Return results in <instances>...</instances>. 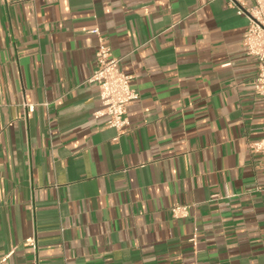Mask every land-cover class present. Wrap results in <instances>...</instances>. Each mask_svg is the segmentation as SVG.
I'll list each match as a JSON object with an SVG mask.
<instances>
[{"label":"crops","instance_id":"obj_1","mask_svg":"<svg viewBox=\"0 0 264 264\" xmlns=\"http://www.w3.org/2000/svg\"><path fill=\"white\" fill-rule=\"evenodd\" d=\"M249 23L229 0H0L1 264H264ZM100 43L139 92L123 132L94 114Z\"/></svg>","mask_w":264,"mask_h":264},{"label":"built area","instance_id":"obj_2","mask_svg":"<svg viewBox=\"0 0 264 264\" xmlns=\"http://www.w3.org/2000/svg\"><path fill=\"white\" fill-rule=\"evenodd\" d=\"M237 8L239 14H246L250 20L244 34V44L249 54L259 57V71L256 76V91L264 96V0H252L247 5L244 0H229ZM95 31H99L96 29ZM97 64L86 82L95 83L99 88L102 108L95 111L96 116L106 115L107 125L115 127L120 132L129 125L128 106L139 97L137 89L132 87V75L119 67L120 58L112 54L111 47L100 43L96 51ZM33 109L34 105H28ZM252 152L260 153L264 162V136L250 142ZM190 204L176 203L171 210L176 217L189 214ZM9 254L1 258L0 264Z\"/></svg>","mask_w":264,"mask_h":264}]
</instances>
